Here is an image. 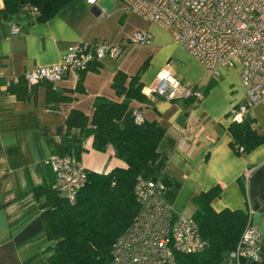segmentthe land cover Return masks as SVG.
I'll list each match as a JSON object with an SVG mask.
<instances>
[{
    "label": "crops",
    "instance_id": "obj_1",
    "mask_svg": "<svg viewBox=\"0 0 264 264\" xmlns=\"http://www.w3.org/2000/svg\"><path fill=\"white\" fill-rule=\"evenodd\" d=\"M14 19L20 25L16 34H10L8 20L0 19V70L6 75L58 62L81 41L120 42L123 50L84 69L82 90L76 88L77 70L71 69L54 81L68 96L63 99H47L46 84L41 81L30 97H18L0 87V264H48L54 240L44 235L39 202L45 194L37 195L33 186L52 180L53 171L46 161L51 154H75L88 169L97 171L122 163L111 145L95 149L92 135L83 134L75 125L67 127L66 117L72 108H78L90 118L97 96L122 100L123 95L111 85L115 72L120 69L133 74L144 61L141 80L145 97L131 98L128 105L146 120L159 122L164 133L158 142V157L148 162L140 175L161 176L166 182L164 199L186 215H192L194 194L219 185L212 206L251 208L252 222L264 243V142L246 153L230 143V109L244 99L238 66L221 67L218 75L211 76L178 42L175 26L164 27L126 10L121 0H98L95 4L84 0L81 5L72 1L43 20L29 22L22 14ZM137 30L149 31L151 41H132ZM160 72L180 79V93L188 83L203 85V97L193 103L149 92ZM249 112L264 130V100Z\"/></svg>",
    "mask_w": 264,
    "mask_h": 264
},
{
    "label": "built area",
    "instance_id": "obj_2",
    "mask_svg": "<svg viewBox=\"0 0 264 264\" xmlns=\"http://www.w3.org/2000/svg\"><path fill=\"white\" fill-rule=\"evenodd\" d=\"M97 3L98 0H86ZM126 10L136 12L164 27L175 26L176 38L207 69L211 76L226 66H238L244 86V99L232 106V120H242L252 106L264 100V0H121ZM24 7L37 13L36 6ZM10 34L20 32L19 23L8 20ZM151 33L137 30L132 41L148 43ZM123 50L120 42L100 39L81 41L61 55L58 62L37 65L21 75L28 83L40 80L56 81L69 70H81L93 60L116 57ZM19 74L6 75L0 70V87L19 79ZM180 79L169 72L161 73L150 87L165 98H187L193 103L205 92L203 85L188 83L184 92L177 91ZM134 120L143 114L133 109ZM183 139L180 140V144ZM56 184L70 202L85 183V164L70 153H54L47 159ZM250 169L244 176L247 178ZM166 183L161 176H138L134 192L138 208L132 221L119 233L112 244L110 264H176V252H193L208 245L192 215L175 210L164 199ZM262 238L252 222V210L235 246L224 264H260Z\"/></svg>",
    "mask_w": 264,
    "mask_h": 264
},
{
    "label": "trees",
    "instance_id": "obj_3",
    "mask_svg": "<svg viewBox=\"0 0 264 264\" xmlns=\"http://www.w3.org/2000/svg\"><path fill=\"white\" fill-rule=\"evenodd\" d=\"M0 19L12 20L21 14L29 22L43 20L69 2L81 5L84 0H2ZM36 6L37 13L24 7ZM18 23V22H17ZM100 60V59H99ZM99 60H93L78 70L76 84L83 89L82 71ZM146 61L133 74L117 70L111 85L122 100L97 96L94 110L89 118L78 108H72L66 117L67 127L78 126L83 134L92 135V146L105 150L113 147L114 155L122 163L109 169L97 171L87 169L85 183L78 190L76 198L70 202L56 184L55 174L38 186L35 193L45 194L39 202L44 222V235L54 240L50 247L48 264H110L111 248L115 237L132 221L138 208L134 185L142 169L158 155V142L164 133V127L156 120L145 118L134 120L133 109L128 105L131 98H143L141 71ZM22 74V73H21ZM19 74L7 89L18 97H30L35 94L38 82L46 84V98L49 100L68 97L55 87L51 80L28 83ZM231 145L241 153H246L257 144L264 142V130L249 113L238 121L229 124ZM80 150V147L78 148ZM53 171V170H52ZM165 181V180H164ZM166 183V182H165ZM220 191L219 185H213L192 196L194 209L192 216L196 220L200 233L208 240V245L193 252H176V264H224L229 251L237 243L247 219V211L237 207L215 209L211 200ZM260 264H264V243H262Z\"/></svg>",
    "mask_w": 264,
    "mask_h": 264
},
{
    "label": "bare ground",
    "instance_id": "obj_4",
    "mask_svg": "<svg viewBox=\"0 0 264 264\" xmlns=\"http://www.w3.org/2000/svg\"><path fill=\"white\" fill-rule=\"evenodd\" d=\"M54 82V81H53Z\"/></svg>",
    "mask_w": 264,
    "mask_h": 264
}]
</instances>
